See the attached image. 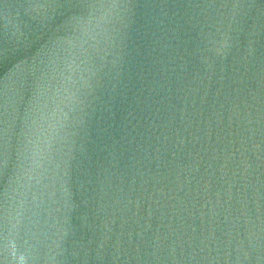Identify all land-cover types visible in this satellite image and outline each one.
Returning a JSON list of instances; mask_svg holds the SVG:
<instances>
[{"label": "water", "instance_id": "water-1", "mask_svg": "<svg viewBox=\"0 0 264 264\" xmlns=\"http://www.w3.org/2000/svg\"><path fill=\"white\" fill-rule=\"evenodd\" d=\"M0 264H264V0H0Z\"/></svg>", "mask_w": 264, "mask_h": 264}, {"label": "snow or ice", "instance_id": "snow-or-ice-1", "mask_svg": "<svg viewBox=\"0 0 264 264\" xmlns=\"http://www.w3.org/2000/svg\"><path fill=\"white\" fill-rule=\"evenodd\" d=\"M86 2H92V0H86Z\"/></svg>", "mask_w": 264, "mask_h": 264}]
</instances>
